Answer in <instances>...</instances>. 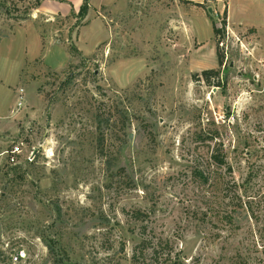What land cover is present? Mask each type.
Listing matches in <instances>:
<instances>
[{
  "label": "rangeland",
  "instance_id": "obj_1",
  "mask_svg": "<svg viewBox=\"0 0 264 264\" xmlns=\"http://www.w3.org/2000/svg\"><path fill=\"white\" fill-rule=\"evenodd\" d=\"M36 7L0 0V264H264V0Z\"/></svg>",
  "mask_w": 264,
  "mask_h": 264
},
{
  "label": "crops",
  "instance_id": "obj_2",
  "mask_svg": "<svg viewBox=\"0 0 264 264\" xmlns=\"http://www.w3.org/2000/svg\"><path fill=\"white\" fill-rule=\"evenodd\" d=\"M36 11L54 17H67L71 13H78L86 0H35ZM89 6L102 5L105 0H87ZM95 7V6H94Z\"/></svg>",
  "mask_w": 264,
  "mask_h": 264
},
{
  "label": "built area",
  "instance_id": "obj_3",
  "mask_svg": "<svg viewBox=\"0 0 264 264\" xmlns=\"http://www.w3.org/2000/svg\"><path fill=\"white\" fill-rule=\"evenodd\" d=\"M24 105V92L23 90L20 91L19 94V100L17 103V109H21ZM36 150H32L30 152V154L27 156L25 163L27 165L34 163L35 159H36ZM11 154L14 157L20 156L23 154V150H22V146L20 144H18L17 146H15L12 150H11ZM27 254L24 251L18 252L16 253V255L11 257V264H22L23 261L26 259Z\"/></svg>",
  "mask_w": 264,
  "mask_h": 264
},
{
  "label": "trees",
  "instance_id": "obj_4",
  "mask_svg": "<svg viewBox=\"0 0 264 264\" xmlns=\"http://www.w3.org/2000/svg\"><path fill=\"white\" fill-rule=\"evenodd\" d=\"M87 7H88V2L86 0V2L83 4V6L81 7L80 9V12H85L87 11ZM222 30L217 28V26L215 25L214 26V34L216 36H219L222 32ZM220 63L222 64V62L220 61ZM202 76L204 77V79L207 81V83L211 86V85H214V86H217V87H220V82H214L215 80H219L220 79V71H216V70H208V71H204ZM213 79V80H212ZM213 81V82H212ZM215 160L217 161V163H220L221 165L225 164L223 160H220V158L218 157H215ZM31 165V164H29ZM15 169H20V167L17 166V168ZM204 181H207V179H204ZM146 214L144 213V217ZM135 217L136 219H142L143 218V215L142 213L140 212H136L135 213Z\"/></svg>",
  "mask_w": 264,
  "mask_h": 264
}]
</instances>
